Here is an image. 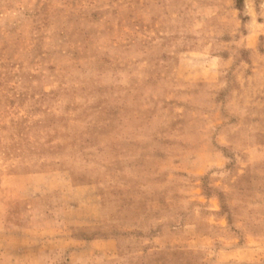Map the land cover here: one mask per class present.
Masks as SVG:
<instances>
[{"label": "rangeland", "instance_id": "1", "mask_svg": "<svg viewBox=\"0 0 264 264\" xmlns=\"http://www.w3.org/2000/svg\"><path fill=\"white\" fill-rule=\"evenodd\" d=\"M0 197L37 264L60 218L116 264H264V0H0Z\"/></svg>", "mask_w": 264, "mask_h": 264}, {"label": "crops", "instance_id": "2", "mask_svg": "<svg viewBox=\"0 0 264 264\" xmlns=\"http://www.w3.org/2000/svg\"><path fill=\"white\" fill-rule=\"evenodd\" d=\"M18 202L0 197V264H37L36 259L31 258L38 255L37 238L24 244L19 241L23 231L31 233V229L32 232L36 229L37 221L34 216L21 217L20 209L15 206ZM60 219L56 224L59 232L44 238L48 242V264H116L111 240L81 239L73 235L66 238L61 233L65 223ZM67 252L68 256L64 257Z\"/></svg>", "mask_w": 264, "mask_h": 264}]
</instances>
